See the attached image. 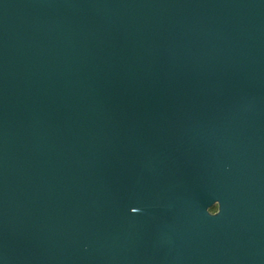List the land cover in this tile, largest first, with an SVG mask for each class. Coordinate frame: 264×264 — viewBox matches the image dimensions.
<instances>
[{
	"label": "water",
	"instance_id": "obj_1",
	"mask_svg": "<svg viewBox=\"0 0 264 264\" xmlns=\"http://www.w3.org/2000/svg\"><path fill=\"white\" fill-rule=\"evenodd\" d=\"M0 264H264V0H0Z\"/></svg>",
	"mask_w": 264,
	"mask_h": 264
},
{
	"label": "clouds",
	"instance_id": "obj_2",
	"mask_svg": "<svg viewBox=\"0 0 264 264\" xmlns=\"http://www.w3.org/2000/svg\"><path fill=\"white\" fill-rule=\"evenodd\" d=\"M206 211H207V214L209 216H212V217H215V216L219 215L220 212H221V204H220V202L218 200L215 201L211 211H208L207 209H206Z\"/></svg>",
	"mask_w": 264,
	"mask_h": 264
}]
</instances>
